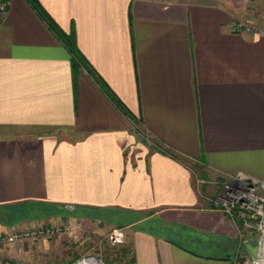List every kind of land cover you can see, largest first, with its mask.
<instances>
[{"label":"crops","instance_id":"obj_1","mask_svg":"<svg viewBox=\"0 0 264 264\" xmlns=\"http://www.w3.org/2000/svg\"><path fill=\"white\" fill-rule=\"evenodd\" d=\"M4 1L0 213H128L135 264H236L154 225L241 240L212 199L229 176L264 184V0H37L89 65L76 81L30 0ZM64 242L0 246V264Z\"/></svg>","mask_w":264,"mask_h":264},{"label":"rangeland","instance_id":"obj_2","mask_svg":"<svg viewBox=\"0 0 264 264\" xmlns=\"http://www.w3.org/2000/svg\"><path fill=\"white\" fill-rule=\"evenodd\" d=\"M131 125L132 131H138V126L134 122H132ZM192 166L196 174H203V170L197 164H192ZM225 181H227V179L223 178L221 181L222 185H220V182L217 186L215 185V187H217V192H219L218 194L222 192L223 183ZM39 211L40 213L35 216L33 215L35 213H30L29 215L28 212H16V215L9 217L10 219L3 213H0V223L5 222L4 224L9 230V234H14L21 230L44 229L52 223L50 219H42L41 217L43 215H51L53 211L49 209L42 211L39 209ZM54 214L58 216V220L54 219L53 222L62 225L70 224L69 219L66 217L72 216L70 219L72 223L70 225L74 226H72V230L68 233L55 235L51 238L14 243H0V246H3L4 251H8V253H13L11 250L14 249L17 250L14 251V253H20L23 251V248L29 247V243L31 244V242L46 241L49 242L50 245H53L57 240L66 238L67 242H64V244L66 243L65 246L63 245L60 248L54 246L45 249L44 246L42 247L40 244L37 245V243H34L35 245L32 246L33 248L35 246V248H40L39 246H41L37 253L33 252L34 256L26 257V261L23 259H13L9 261L10 264H74L79 259L88 255L97 256L102 264H131L130 261L132 259V254L129 253L124 257L121 253L123 248L131 249L124 227H126L128 224H125L132 219H130L125 213L104 212L86 218L80 216V211L75 209L69 211V213H58L57 211L54 212ZM63 214H65L66 217H62ZM120 217L122 218L121 221ZM82 219L87 220L83 221ZM118 222H121L122 225L118 224ZM154 227V229H158L160 226L155 224ZM118 228L124 229L126 235L124 242L119 245L111 243L107 238L111 231ZM196 232L189 229H183L182 227L181 229L174 228L172 230V234L176 236L179 243L208 255H215L217 253L219 256L231 257L235 260L236 264L255 263L251 256L244 255L245 239H247L248 242L259 246L261 254L264 255V233L261 234V231L259 232L257 229L247 231L244 234L245 237L242 238L241 236V240L237 242H231L228 239L214 238L208 234ZM216 246L218 247V250H216Z\"/></svg>","mask_w":264,"mask_h":264},{"label":"built area","instance_id":"obj_3","mask_svg":"<svg viewBox=\"0 0 264 264\" xmlns=\"http://www.w3.org/2000/svg\"><path fill=\"white\" fill-rule=\"evenodd\" d=\"M6 11L5 1L0 0V21L5 16ZM235 31L252 33L255 29L247 24L236 23ZM226 179L227 181L223 183L222 192L212 199L215 208L222 210L230 218L237 227L240 237L245 236L244 234L247 231H252V229L261 231V234L264 233V184L241 173ZM71 230L70 224L52 223L44 229L21 230L14 234H2L0 235V243L51 238ZM125 236L124 229L118 228L111 231L107 238L111 243L119 245L124 242ZM255 263L257 264L256 261ZM74 264H102V262L97 256L88 255Z\"/></svg>","mask_w":264,"mask_h":264},{"label":"trees","instance_id":"obj_4","mask_svg":"<svg viewBox=\"0 0 264 264\" xmlns=\"http://www.w3.org/2000/svg\"><path fill=\"white\" fill-rule=\"evenodd\" d=\"M30 2L37 9V11L40 13V15L48 22V24L50 25L52 30L58 35V37L64 42L66 47L69 49V51L71 53V57H72V67H73V72H74V79L76 81L80 69L84 68V69L89 70V65L86 62L85 57L82 55V53L78 49L74 36L64 33L60 29V27H58V25L54 22V20L40 7V5L38 4L37 0H30ZM101 86L104 89H107L103 83H101ZM116 103L119 104V101L116 100ZM78 211H80V213H81L80 216L86 217V218L91 217L93 215H96L97 213H104L102 211L83 210V209H79ZM125 214L128 217H130V219H134V217L132 215H130L128 213H125ZM121 219L122 218L120 217V221H121ZM130 222H131V220L128 221V223H130ZM128 223H126L125 225H127ZM158 223H159L158 225L160 227H158L157 230H160V229L161 230H165L166 229L168 232H172V230L174 229V227L171 226V225L164 224V223H162L160 221ZM118 224L122 225L121 222H118ZM216 250H218V247H217ZM121 253H122V255L124 257L127 256L129 253H131L132 254V259H131L130 263L131 264H135V256H134L132 247H131V249L123 248ZM244 255L250 256V254H249V252H248V250L246 249L245 246H244ZM214 256H219V254L216 253ZM227 258H229V257H227Z\"/></svg>","mask_w":264,"mask_h":264},{"label":"water","instance_id":"obj_5","mask_svg":"<svg viewBox=\"0 0 264 264\" xmlns=\"http://www.w3.org/2000/svg\"><path fill=\"white\" fill-rule=\"evenodd\" d=\"M245 247L248 250L251 258L257 262L261 256L260 247L257 245H254L250 242L245 243ZM257 264H259V263L257 262Z\"/></svg>","mask_w":264,"mask_h":264},{"label":"bare ground","instance_id":"obj_6","mask_svg":"<svg viewBox=\"0 0 264 264\" xmlns=\"http://www.w3.org/2000/svg\"><path fill=\"white\" fill-rule=\"evenodd\" d=\"M259 264H264V255L261 254L260 259L258 260Z\"/></svg>","mask_w":264,"mask_h":264}]
</instances>
